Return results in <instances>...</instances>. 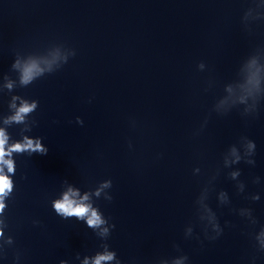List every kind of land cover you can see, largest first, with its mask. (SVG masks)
Segmentation results:
<instances>
[{"label":"clouds","instance_id":"9594fccd","mask_svg":"<svg viewBox=\"0 0 264 264\" xmlns=\"http://www.w3.org/2000/svg\"><path fill=\"white\" fill-rule=\"evenodd\" d=\"M35 65L29 66L24 71V77H23V83L27 84L32 79V73L33 68ZM37 102H33L31 106L25 105L23 108L20 109L19 112H17L14 119L17 122L22 121L23 117L21 113H27L32 111L36 107ZM77 122L79 124H83V121L77 117ZM7 137L5 136V133L3 130H0V166H6L9 173L15 172L13 161L10 159H5L4 157L8 155L11 151H26L31 150L32 153H36L39 155H47L48 154V148L42 143V138H37L35 144L33 140L25 138L26 142L23 145L17 144L13 148H10L7 152L5 151V144H6ZM247 155L253 156L255 154L256 144L252 140H249L247 145ZM232 154L235 156V160L232 161V163H239L241 161V157L236 154V149L232 148ZM247 164L254 165L255 161L253 159L244 160ZM241 175L240 171L232 172L231 173V179L236 180L237 177ZM259 178L257 177L254 180V183H258ZM111 181L108 182L110 184ZM238 191L243 192L245 185L243 182L239 181L237 185ZM12 191V181L8 178L7 175L3 174V167H0V213L3 212L5 209V199L9 196V194ZM73 195H76V193H73L71 190H69L68 193H65L63 195L62 202H54L52 208L54 212L61 217L62 219H70L72 217H76L77 221H82L86 224L88 228H96L104 223L102 221L100 215L97 214L96 210L92 209L90 210V207L84 203H78L75 200H73L71 197ZM226 193H221V198H225ZM253 201H258L260 199L258 194H253L249 197ZM83 199H87V197H84ZM244 211H247L249 216L253 218L252 223L255 224L256 220L252 216L251 209L243 208ZM86 218V219H85ZM213 221V228L217 233L220 235L222 233V229L218 223L217 217L215 213L210 218ZM34 223H38V221H34ZM3 236V232H0V237ZM256 243L259 244V250L264 251V228H262L257 236H256ZM113 259V255L109 253L105 256H99L94 261L93 264H101V261H109ZM60 264H64V261L61 260ZM85 264H87V261H85Z\"/></svg>","mask_w":264,"mask_h":264}]
</instances>
